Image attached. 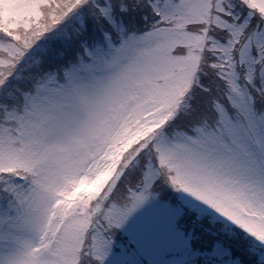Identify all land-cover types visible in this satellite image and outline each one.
Returning <instances> with one entry per match:
<instances>
[{"label": "snow or ice", "instance_id": "1", "mask_svg": "<svg viewBox=\"0 0 264 264\" xmlns=\"http://www.w3.org/2000/svg\"><path fill=\"white\" fill-rule=\"evenodd\" d=\"M0 264H264V0H0Z\"/></svg>", "mask_w": 264, "mask_h": 264}]
</instances>
